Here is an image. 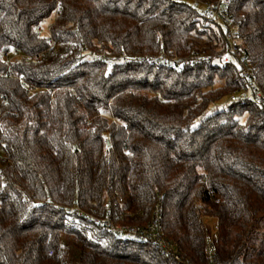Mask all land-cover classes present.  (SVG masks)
<instances>
[{
	"label": "trees",
	"instance_id": "1",
	"mask_svg": "<svg viewBox=\"0 0 264 264\" xmlns=\"http://www.w3.org/2000/svg\"><path fill=\"white\" fill-rule=\"evenodd\" d=\"M200 8L0 0V264H176L67 213L121 201L133 214L121 223L143 226L158 198L191 264H264V108L226 28ZM229 13L264 89V0ZM11 49L22 57L7 65ZM162 53L181 71L150 63ZM206 217L221 228L213 263Z\"/></svg>",
	"mask_w": 264,
	"mask_h": 264
},
{
	"label": "built area",
	"instance_id": "2",
	"mask_svg": "<svg viewBox=\"0 0 264 264\" xmlns=\"http://www.w3.org/2000/svg\"><path fill=\"white\" fill-rule=\"evenodd\" d=\"M195 8L202 6L203 17L209 22H215L223 25L226 28L231 48L229 53L236 56L242 63V76L248 81V89L246 94H251L259 105L264 108V89L258 83L252 67L247 63L245 54H241L240 37L238 35L239 25L235 23L229 8L233 0H217L215 2H201L199 0H191ZM43 30L38 31L42 35ZM22 53L18 50L11 49L5 51L1 55V60L9 65L15 58H21ZM95 59H101L102 56L94 55ZM207 57H202L201 60H206ZM30 57H26V61H30ZM171 59L162 53L159 59L151 60L150 63L156 66H168L176 68L177 71L181 69L176 66ZM175 61L178 58L174 59ZM228 60V58H226ZM198 59H195L196 63ZM171 63V64H170ZM37 88L31 89L30 93L36 91ZM239 98V93L232 95L231 100L236 101ZM0 154L2 150L0 148ZM119 208L112 202H106L103 209L97 213L86 214L79 208H69L67 213L69 215L86 216L91 222L100 226L105 233L117 236L120 239L137 243H151L153 244L162 255L170 257L176 264H191L190 260L182 255L181 249L177 243L168 239L164 234L163 227V203L162 199L158 198L154 205L147 224L143 226L129 225L121 223L124 218H129L133 214L124 209L121 201L118 202ZM220 222L217 218L206 217L204 219L203 234H204V254L205 257L213 263L215 256L218 253V246L220 242Z\"/></svg>",
	"mask_w": 264,
	"mask_h": 264
},
{
	"label": "rangeland",
	"instance_id": "3",
	"mask_svg": "<svg viewBox=\"0 0 264 264\" xmlns=\"http://www.w3.org/2000/svg\"><path fill=\"white\" fill-rule=\"evenodd\" d=\"M175 1L182 2L184 0H175ZM199 11L202 12L203 11V8H200Z\"/></svg>",
	"mask_w": 264,
	"mask_h": 264
}]
</instances>
